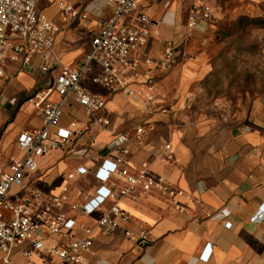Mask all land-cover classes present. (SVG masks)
Wrapping results in <instances>:
<instances>
[{
	"label": "crops",
	"instance_id": "obj_1",
	"mask_svg": "<svg viewBox=\"0 0 264 264\" xmlns=\"http://www.w3.org/2000/svg\"><path fill=\"white\" fill-rule=\"evenodd\" d=\"M82 3L93 16V33L98 31L95 7L90 0H64ZM217 8L216 0H203ZM38 9L59 31L53 53L67 66L76 67L90 50L84 39L87 20H72L64 15L53 0H39ZM188 0H141L140 10L158 24L159 35H152L147 51L158 58L166 41L172 40L177 50L185 39ZM219 10V9H218ZM201 23L197 33L204 29ZM178 51L171 66L154 70V94L157 112L145 115L143 100L124 92L112 94L91 82L99 66L85 74L81 86L104 101L103 115L107 127L89 124L83 109L76 103L63 107L61 124L75 121L73 136L65 149L37 159V170L29 180L49 195L69 190V203L81 204L94 195L99 182L94 176L104 160L114 161L116 133L127 135L128 154L123 156L132 175L141 172L160 176L182 191L176 198L179 211L170 199L157 193L140 194L137 199L123 198L117 204L129 216L126 227L147 233L144 245L129 242L120 232L92 234V253L86 264H264V221L252 223L259 207L264 205V95L241 90L232 100L225 97L208 102L202 80L205 69L193 60L183 62ZM41 58L32 57L34 71L21 69L9 62L0 79V167L8 168L11 158H20L16 147L19 134L39 129L42 121L27 101L37 88L53 80L57 69L41 75ZM142 77L129 85L140 89ZM200 80V81H199ZM199 81V82H198ZM201 88V89H200ZM59 101L56 93L48 96ZM163 110V111H161ZM145 133L136 140L135 129ZM76 133V134H75ZM80 133V134H78ZM170 145L173 158L164 161L165 146ZM86 149L85 155L73 153ZM87 170L76 175V169ZM69 176H72L69 178ZM111 182L122 187L124 181L112 176ZM109 186V183L105 184ZM107 204H111L108 202ZM63 212L75 221L74 235L81 238L91 229L99 213L88 217L67 206ZM230 223V227H225ZM59 237H49L47 245L59 244ZM210 244L208 259L201 256ZM13 260L24 262L20 255ZM55 258L42 257L33 264H51Z\"/></svg>",
	"mask_w": 264,
	"mask_h": 264
},
{
	"label": "built area",
	"instance_id": "obj_2",
	"mask_svg": "<svg viewBox=\"0 0 264 264\" xmlns=\"http://www.w3.org/2000/svg\"><path fill=\"white\" fill-rule=\"evenodd\" d=\"M38 1L0 0V79L4 77L9 62L21 64L20 70L34 71L32 57L35 55L41 58V75L46 76L50 70L57 69L53 80L37 87L27 98L40 117L42 126L19 134L16 147L22 157L11 158L8 168L0 167V264H33L42 257L55 258L51 264H86L87 257L92 253L94 230L102 235L120 232L134 244L144 245L150 241L147 233H134L126 227L130 218L118 206L120 199H137L140 194L157 193L170 199L181 211L176 198L183 192L160 176L148 172L129 173L122 158L128 154L129 139L121 133L114 135L113 152L117 158L101 162L94 173L100 185L94 195L81 204L69 203L67 187H63L59 195H49L31 184L28 177L36 172L38 158L65 149L70 143L76 122H70L68 127L61 124L65 105L72 102L80 106L89 124L109 126V120L103 115L104 101L81 86L82 78L92 71L93 64L99 66V71L91 77L93 84L112 94L124 92L126 96L141 97L145 115L153 116L158 109L153 72L170 66L177 47L169 40L158 58L154 59L149 54L147 45L152 35H159L158 24L140 10L141 0H90L97 10L98 31L92 36L90 50L83 60L76 67H70L53 53L59 27L38 9ZM53 1L72 20H87L92 16L82 3ZM188 1L187 34L219 12L215 5L203 0ZM137 77L144 79L140 83L141 88L132 90L129 85ZM53 92L59 96V101L48 100ZM144 133L143 128H136V140L139 141ZM165 151L163 160L171 161L173 153L170 145L165 146ZM86 153L87 150L82 149L73 154ZM86 172L83 167L76 169V175ZM114 175L123 179L122 187L110 181ZM107 183L108 187L105 186ZM67 206L88 217L99 213L94 227L86 229L81 238L74 235L75 221L63 212ZM261 221H264V205L251 219L252 223ZM225 227L229 228L230 223H226ZM49 237H59L61 243L47 245ZM209 253L210 244H207L201 257L206 260ZM14 255L22 256L25 261H14Z\"/></svg>",
	"mask_w": 264,
	"mask_h": 264
},
{
	"label": "rangeland",
	"instance_id": "obj_3",
	"mask_svg": "<svg viewBox=\"0 0 264 264\" xmlns=\"http://www.w3.org/2000/svg\"><path fill=\"white\" fill-rule=\"evenodd\" d=\"M216 3V17L199 33L193 30L185 34L184 43L177 50L180 60H193L205 69V91L200 89L207 94L208 102L220 97L232 100L241 90L264 95V0ZM89 19L86 30H82L87 42L94 27L92 18ZM240 22H244L243 31L239 29Z\"/></svg>",
	"mask_w": 264,
	"mask_h": 264
},
{
	"label": "trees",
	"instance_id": "obj_4",
	"mask_svg": "<svg viewBox=\"0 0 264 264\" xmlns=\"http://www.w3.org/2000/svg\"><path fill=\"white\" fill-rule=\"evenodd\" d=\"M243 23H244V22H240L239 25H238V26H239V29L241 28L242 31L245 29V25H243ZM257 23H258V22H256V24H257ZM240 31H241V30H240ZM242 31H241V32H242Z\"/></svg>",
	"mask_w": 264,
	"mask_h": 264
}]
</instances>
